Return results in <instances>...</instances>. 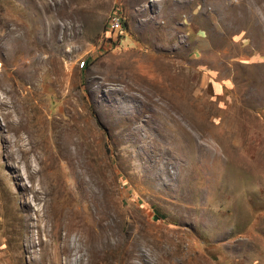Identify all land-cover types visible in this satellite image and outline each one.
<instances>
[{"label": "rangeland", "instance_id": "rangeland-1", "mask_svg": "<svg viewBox=\"0 0 264 264\" xmlns=\"http://www.w3.org/2000/svg\"><path fill=\"white\" fill-rule=\"evenodd\" d=\"M0 264H264V0H0Z\"/></svg>", "mask_w": 264, "mask_h": 264}, {"label": "built area", "instance_id": "built-area-1", "mask_svg": "<svg viewBox=\"0 0 264 264\" xmlns=\"http://www.w3.org/2000/svg\"><path fill=\"white\" fill-rule=\"evenodd\" d=\"M124 27L123 17L119 11H114L109 15L108 22L106 23L104 32L108 34V36L116 35L120 30ZM85 64V59L80 60L78 66L82 68Z\"/></svg>", "mask_w": 264, "mask_h": 264}, {"label": "bare ground", "instance_id": "bare-ground-1", "mask_svg": "<svg viewBox=\"0 0 264 264\" xmlns=\"http://www.w3.org/2000/svg\"><path fill=\"white\" fill-rule=\"evenodd\" d=\"M71 135H72V133H71ZM75 140V139H74ZM88 145V144H87ZM34 148V145L31 147V148H27L25 145H22V146H20V149L23 151V153H24V155H25V157L27 158V160L30 162L31 160H30V152H31V150ZM78 223H76V222H73L72 223V225H77ZM80 225V224H79ZM83 225V224H82ZM87 229H88V227H87ZM89 232L91 233V230H89ZM96 233H98L97 231H96Z\"/></svg>", "mask_w": 264, "mask_h": 264}]
</instances>
